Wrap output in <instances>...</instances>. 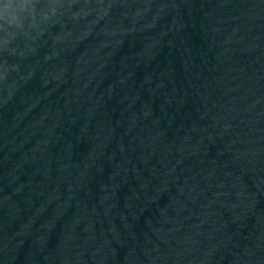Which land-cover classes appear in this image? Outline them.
Masks as SVG:
<instances>
[{"label": "water", "instance_id": "1", "mask_svg": "<svg viewBox=\"0 0 264 264\" xmlns=\"http://www.w3.org/2000/svg\"><path fill=\"white\" fill-rule=\"evenodd\" d=\"M0 264H264V0H0Z\"/></svg>", "mask_w": 264, "mask_h": 264}]
</instances>
